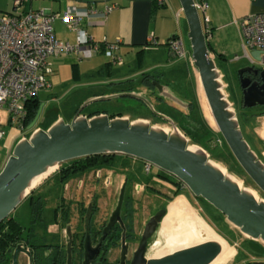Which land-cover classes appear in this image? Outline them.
Returning <instances> with one entry per match:
<instances>
[{
  "label": "water",
  "instance_id": "95a60500",
  "mask_svg": "<svg viewBox=\"0 0 264 264\" xmlns=\"http://www.w3.org/2000/svg\"><path fill=\"white\" fill-rule=\"evenodd\" d=\"M178 2L181 4V12L188 28L186 36L190 41L191 62L199 77V84L216 124V130L223 137L224 143L239 163L241 170L264 195V162L249 147L242 135L235 111L230 107L231 103L227 100L222 88L224 85L222 76L208 50V41L204 35L202 20L196 4L194 0H178ZM251 69L247 66L237 70L239 86L242 89L243 107L264 103V99H261L264 95V69L253 70L254 74L259 70L258 74L262 81L259 85L256 82H250L249 78H242V72ZM155 87L159 92L162 91L159 84L156 83ZM115 97H132L140 100L141 103L146 104L153 115L169 124L171 129L165 130L143 119L130 121L127 117H109L104 113L90 117L81 116V109L88 104V101H84L68 123L59 118L48 128L36 129L30 136L21 138L14 146L0 172V223L9 218L13 211L34 191L35 188L29 190L33 179L48 172L50 167H57L67 160L89 155L120 153L154 165L156 170L174 176L193 197H200L209 202L240 233L264 244V199L253 196L248 188H242L235 177L236 181L230 177L231 174L222 173L217 168L218 164L208 157L204 149L189 143V139L179 131L171 119L156 112L152 103L146 98L134 92H123ZM109 98L102 97L98 100ZM189 144L193 145L192 150L188 148ZM124 184L123 182L119 188L116 205L101 231L99 242L94 246L91 245L87 231L81 264H91L98 254L99 245L106 231L111 229V225L115 222L122 228L120 255L116 264H209L221 252L219 243L206 240L160 257L149 256L147 258L145 256L147 242L153 237L155 229L160 228L161 219L166 214L165 205V208L156 211L143 224L140 240L131 254L129 263H126L125 227L122 225L119 213L123 204V194H125ZM89 207L91 205L87 207V227L90 219ZM67 231L69 232L68 227ZM69 244L70 242L66 244L68 252L66 264H69ZM22 251L30 254V251L22 244H18L13 253V264H19V255ZM251 264H262V262Z\"/></svg>",
  "mask_w": 264,
  "mask_h": 264
},
{
  "label": "crops",
  "instance_id": "0c3cea01",
  "mask_svg": "<svg viewBox=\"0 0 264 264\" xmlns=\"http://www.w3.org/2000/svg\"><path fill=\"white\" fill-rule=\"evenodd\" d=\"M194 2L207 4L206 9L208 13L206 15L204 13L206 9H204L203 15L208 17V21L205 27L202 23L203 18H201V24L205 31L209 30L208 36L213 28L219 29L224 26H230L233 27L232 32L237 34L241 43L242 38L239 34V26L233 21L240 19L248 13L258 12L264 7V0H194ZM12 5L13 7L10 11H4L3 2L0 1V11H16L17 13L24 14L29 9L37 10L42 8L47 12L54 13L63 12L67 8L72 10L75 9L81 17L79 27L88 33L93 41L102 45L97 51L91 52L88 57H83L80 53L68 52L71 55L67 56L66 54L68 53L62 54L66 56H62V60L58 62L59 65L62 64V67L60 66L62 69H65L63 66L69 63L72 79L77 82L81 81V84L85 85L83 86L85 96L81 98V100H78V103L81 101H88V104H91L95 101H100L98 99L102 97H110L109 99L117 98L115 97L117 94L132 92L131 84L137 80L135 84L141 83L140 87L147 88L148 93L146 94V99L152 103L153 109L169 117L180 132L182 131V127L190 129V124L196 125V122L198 124L201 122V115L199 117H191L189 115L190 108L193 105L192 101H183V99L176 97L172 91L167 90V87L171 85L170 83H176L172 77L177 70L184 69V71L188 72L189 68H191L190 62L192 55L190 53V41H188L186 36L188 28L185 23V18L181 16L182 9L178 0H163L162 4H158L157 0H24L16 9L14 8L13 0ZM107 6L111 7V10L101 15V12L104 11ZM90 7L94 8L97 13H90L86 16L84 13ZM53 22V34H55L56 39L73 44L76 34L68 29L66 26L67 24L60 18L54 19ZM173 35L178 36L182 41L185 57L175 58L170 53L167 47V40ZM103 42H115L118 44V47L112 52H109L104 49ZM207 46L215 61L218 53L215 52L209 41ZM112 54L118 56L121 60L119 62L113 60ZM51 56L54 58L60 55ZM220 56L223 57L224 55L221 54ZM51 71L54 72V69L51 68ZM189 74H192L196 80L195 86L198 93L197 96L201 102L200 107L203 113V102L201 101L200 95L201 89H199L200 81L199 77H197L196 69H193L192 73L189 71ZM162 79H164V82H162ZM156 83L161 87V92L156 89ZM48 87H50V83ZM138 91L140 90L138 89ZM134 93L143 96L142 91ZM40 100L38 95L40 110L37 113L36 119L31 124L27 125L28 136L36 129L48 128L59 119L57 116H51L49 118L45 116V118L42 119L43 117L40 115L42 108ZM138 101L139 103L141 102L140 100ZM77 104L74 105L73 109L68 113L70 119L68 121L64 120L65 122L68 123L76 111H78L79 108H77ZM88 104L80 111L81 116L90 117L95 114L104 113L109 117H127L130 121L143 119L149 123L159 121L167 124L163 119L147 111L148 108L142 103L140 104L145 107L144 109L146 111H141V114L135 117L128 116L129 114L122 111L110 112L108 108L102 107L105 105H98L96 108H88ZM0 117L3 130L5 124L12 125L9 123V115L6 110H0ZM154 117L157 119H152ZM203 118L206 120L205 113ZM256 118L259 117L255 116L254 119L257 120ZM261 129H264V125L257 130L254 128L251 129L247 134L248 138H246L248 139L247 143L249 147L255 151L256 155H261L260 153L263 150L262 138H264V136H259V130ZM12 151L13 146L7 149L4 157H0L1 164L6 163ZM228 224L230 225L229 233L232 234V238L227 245L234 247V251L233 256H231L232 258L225 264L234 263L238 250L236 245L237 239H242L247 245L262 244L264 246L260 241L252 240L244 236L238 229L233 227V225L231 226L229 222ZM257 261L263 262V258ZM257 261L255 260L253 262ZM248 263L249 262H246L244 264Z\"/></svg>",
  "mask_w": 264,
  "mask_h": 264
},
{
  "label": "rangeland",
  "instance_id": "374dc122",
  "mask_svg": "<svg viewBox=\"0 0 264 264\" xmlns=\"http://www.w3.org/2000/svg\"><path fill=\"white\" fill-rule=\"evenodd\" d=\"M0 1L3 2L4 11H10L12 9L13 0H0ZM204 13L207 15L208 13L207 9L204 11ZM181 16L183 15L181 14ZM199 16L201 18H204L203 13L201 11H199ZM232 29L233 27L230 26H224L223 28H219V29L213 28L211 29V33L206 40L210 42L212 48H214L215 52L218 53L214 63L216 64L217 68H219L217 70L220 71L221 76H223L222 82L223 84L224 83L225 84L223 85L222 88L225 92L227 100H229L231 103L230 107L232 108L233 111H235L236 119L239 123L240 130L242 132V135H244V138L246 139L248 138L247 134L250 132L251 129L254 128L255 130H257L258 128H261L262 125H264V114L258 115L259 118H256L257 120H255L254 119L255 116H251V115L261 113L260 109L262 108V106H258V105L252 107L242 106V99H241L242 90L241 87L239 86V82H238L239 78L237 75V70L247 66L250 67L254 66L256 68L264 69V62H261V56L263 57L264 60V51L256 48L247 49L249 53V58L253 61V64L249 62L245 57H243V52L242 50H240L241 40L240 38H238L235 32H232ZM221 54H223L224 56L221 57L220 56ZM66 55L70 56L71 54L68 53ZM66 55L60 54V56L58 57L56 56L54 58L53 56L47 57V59L52 63V64L50 63V65L51 68L54 69V72L53 74L49 75L50 87H44L38 93L39 98L41 99L40 103L42 108L40 115L41 117H43L42 119H44L45 116L47 118L51 116H57V118L68 121L70 119L68 117V113L73 109L74 105L78 103V100H81V98H84L85 96V93L83 92L84 91L83 86L85 85H82L81 81L77 82L72 79L71 77L72 73L70 70L69 63L63 66L65 67V69L60 68V66L62 67V64L59 65L58 62L62 60L61 58L62 56H66ZM190 65L192 69L189 68L188 72L184 71V69L183 70L179 69L176 71L175 74H173L172 78L173 80H175L176 83L174 84L170 83L171 85L167 87V90L172 91L176 97L183 99V101L193 102V105L191 106L189 112V115L191 117H199L201 115L202 117L201 120L203 121V115L205 113L206 120L209 123V125L216 127V124L214 123L213 120V116L208 109L207 101H205V98L203 96V91L199 84V89H201V94H200L201 101L203 102V106H202L203 113L201 111V107H200L201 102L199 101V98L197 96L198 93L195 86L196 80L192 74L191 75L189 74V71L192 73V70L195 68L194 65H192V62H190ZM136 82L137 80L131 84L132 87L131 90H133L132 92L142 91L143 97L147 98L146 95L148 93L147 88L140 87L141 83L135 84ZM162 82H164V79H162ZM138 89L140 91H138ZM83 102L84 101L78 103L77 108H79ZM140 103L138 99L136 100L135 98L132 97H117L109 100L95 101L91 104H88V108H96L98 105L99 106L105 105L102 107L108 108L110 112L122 111L129 114L128 116L135 117L137 115H140L141 111L145 110L144 109L145 107L142 104L144 105L146 104L143 102L142 104ZM147 111L149 110L147 109ZM152 119H157V118L154 117ZM150 124L154 126L163 127L165 130L171 129V126H169L168 124H164L159 121ZM4 130H5V135L2 139H0V157H4L6 155L7 149L10 148L11 146H13L14 149V146L22 138L23 135V131L18 126L15 125L5 124ZM260 135L264 136V129L259 130V136ZM262 140H263V145H262L263 150L260 153L261 155L258 154L257 156L259 159H261L264 162V138H262ZM208 144L210 148H212L215 152L217 151V149L222 147L220 138H214L212 141L210 140ZM191 147H193V145H191ZM210 154L208 153L207 155ZM128 158H129L130 168L121 175L119 173L115 174L114 176L111 175L112 182L109 186L104 187L101 184V182H98L96 184L94 180H91L89 178L87 183V190H88L87 200L89 199L90 195L97 196L96 203H97L98 216L94 220V226L95 224L96 225L98 224L101 218L106 216L105 213H108V211H110V209L113 206H115L116 195L118 194V186L125 177H128L129 180L127 182V187H130V183L133 181H139L140 183L143 181L145 182L150 181L149 184L153 188L157 189V191H159L158 193L159 197H157V195H155L153 192H151L148 189H146V193L141 192L139 190L138 192L135 191V193L133 194L134 201L136 202V206L138 208L136 212L137 213L136 218L134 219L135 233H138V231L141 230L142 221H144V219L147 218V212H146L147 207L149 205L154 204L152 205L150 210L156 208L157 205L160 204L159 202L162 200L163 198L162 196L164 195V193L170 196L171 192L175 190V187L172 184H169L168 181L163 180L157 176L154 177L151 176L156 170V167L154 165H152V169H150V171L146 173L144 172L145 168L143 167V164H141L140 160L137 159L133 161L131 159L132 158L131 156H129ZM211 160L216 162L220 167H222L227 174L228 173L231 174L233 176V177L231 176L233 179L235 177V179L238 180L239 184H241L242 188L243 187L250 188L249 190L253 191L255 196H257L259 199L261 198L264 199V196L259 194L256 188L254 189L253 186L244 184L240 179V177L236 176L231 172H228L225 169L224 167L225 165L222 162L215 161L213 159ZM51 174L47 175L44 179H42V182L37 187H35L34 190L39 191L41 189L40 185L44 182H47L51 178ZM182 187H183L182 192L174 195L172 197V200L168 202V204L166 205V210H168L169 204L172 201H174L176 198L184 200L185 202L184 204L186 205V207L189 210H192V212L196 214L195 216L197 218H200L202 222H204L214 232L217 238L220 241H223L225 245H227V243L231 241L232 234L229 233L230 225L224 219L222 213L219 212L217 209L213 208L209 204V202H206V200H204L203 198L193 197V195L185 186ZM65 195L66 197H70V198L73 196L71 191H66ZM153 198L157 201L154 202V200H152ZM49 205L52 207V204L47 203L48 207ZM12 216L22 221L25 226H30V215L28 209L24 207L23 203L20 204L13 211ZM160 228H161V224H160ZM160 228H158L156 233L152 235L153 237L150 238L151 240L148 243V246L146 248L147 251L145 254L147 258L149 256L160 257L161 255L172 252L171 248H169V246L166 243V239L163 236L159 235ZM49 229H51V231H57L56 226H50ZM60 237L61 240L65 243L66 240L64 237V230L62 231V233H60ZM236 245L238 250L233 264H244L246 262L250 263L255 260L257 261L258 259L261 258H263L264 261V246L262 244L247 245L246 243H244L242 239H237ZM227 246L229 248H234L231 245H227ZM133 247L134 245L129 247L130 251L132 250ZM118 254H119V250L117 248H113L112 250H110L109 255L107 256L108 262H113Z\"/></svg>",
  "mask_w": 264,
  "mask_h": 264
},
{
  "label": "built area",
  "instance_id": "2783aa9c",
  "mask_svg": "<svg viewBox=\"0 0 264 264\" xmlns=\"http://www.w3.org/2000/svg\"><path fill=\"white\" fill-rule=\"evenodd\" d=\"M23 1L14 0V8H18ZM157 3L162 4L163 0H157ZM195 4L198 12L203 13L207 8L206 3ZM109 10L111 7H105L101 15ZM90 13H97V11L90 7L84 14L87 16ZM56 18L64 21L68 29L76 34L73 44L56 39L52 28ZM80 18L78 12L70 8L60 13L47 12L42 8L29 9L24 14L16 11H0V110H6L9 123L18 126L23 131L22 138L28 137L25 123L28 115L27 101L32 97H38V92L49 86L48 76L53 71H51L47 57L68 52L80 53L83 57H88L91 52L97 51L102 46L93 41L91 36L79 27ZM207 21L208 17L204 16L202 23L205 25ZM233 22L239 26L243 57L253 64L247 49L256 48L264 51V7L258 12L248 13ZM204 32L207 39L209 30H204ZM167 41V47L173 57H185L183 43L178 36L173 35ZM102 44L109 52L118 47L115 42H103ZM112 56L117 62L121 60L114 54ZM261 62H264L262 56ZM1 126L0 117V139L5 134ZM143 164L144 172H148L151 165L146 162ZM4 165L5 163H0V172Z\"/></svg>",
  "mask_w": 264,
  "mask_h": 264
},
{
  "label": "trees",
  "instance_id": "16d2710c",
  "mask_svg": "<svg viewBox=\"0 0 264 264\" xmlns=\"http://www.w3.org/2000/svg\"><path fill=\"white\" fill-rule=\"evenodd\" d=\"M26 108L28 115L25 123L27 126L36 119L37 113L40 110L38 97H32V99L28 100L26 103ZM263 114L264 111L259 114H253L251 116H258ZM195 124L196 125L190 124V129H188L187 127L181 128V132L183 133V135L189 138V142L191 144L200 146L201 148L205 149L209 154L211 153L210 155H208L211 159L222 162L228 172H231L236 176L240 177L244 184L251 185L254 187V189L256 188L257 190L258 188L254 186V184L249 180L246 173L241 170L239 163L232 156L230 149L227 148L226 144L224 143L225 141L223 137L220 136L219 132L216 130V127L209 125L207 123V120H205L204 118L203 121L201 120V122H199V124L197 122ZM214 138H220L222 143V147L217 149L216 152L212 148H210L208 144V142H210V140L212 141ZM128 157V155L120 153H106L89 155L60 163L58 165L59 168H57V170L51 174L49 182H53V184H48L45 191H32L31 194L27 197V199L23 201V205L25 208L28 209L30 215V226H25L22 221L16 219L12 215L0 223V264H11V253L13 249L18 244L23 243V241H25V244L27 246L29 245L33 247L39 259L42 257L43 254L40 251L41 247L53 248L55 244H53V242L49 240L52 237L58 238L59 234L54 235L50 233L48 225L51 223L59 222L60 228L63 229L62 227L67 223L68 218L66 216V213L64 212H61L60 216L57 215V209L54 206L51 207L50 205L48 207L47 203H49V200L53 201L61 197V186L68 180L69 177H72L73 175L77 174L81 175V173L89 172L97 168L114 170L113 172L117 173L118 171L129 168L130 164ZM131 159L137 160L134 158ZM141 162L142 164L144 163L143 161ZM151 176H157L163 180H166L169 182V184H172L175 187V190L171 192L170 196L166 195L163 207L172 200V197L174 195L182 192L183 185L173 176L168 175L167 173L161 170H157V173H153ZM134 182L137 181L131 182L130 186H132ZM145 183L149 184L150 181H146ZM146 188H148V190H150L154 194L158 195L159 193V191L151 187V185H146ZM96 199L97 196L94 195L93 201H95ZM132 205L133 201L129 193L123 194L122 207H125L124 212L127 213L126 223L130 225V229H132L133 226L131 225V221L134 216L130 208ZM117 235V232H115L111 237L117 238ZM45 242H47L48 245L43 246V243ZM58 244H56L55 246L60 249V257H58V264H64L65 252L63 251V245ZM109 246H106V249L104 248L105 253L102 257L103 264H109L108 261H106V255L108 251L107 248H109Z\"/></svg>",
  "mask_w": 264,
  "mask_h": 264
},
{
  "label": "flooded vegetation",
  "instance_id": "af4514ba",
  "mask_svg": "<svg viewBox=\"0 0 264 264\" xmlns=\"http://www.w3.org/2000/svg\"><path fill=\"white\" fill-rule=\"evenodd\" d=\"M251 70H246L244 72H242V78H249L250 82H256L257 85L261 84V78L259 77L258 71L257 73L254 74L253 70L254 69H260V68H256L254 66L251 67ZM242 90V89H241ZM261 99H264V95L261 96ZM262 106V108L260 109L261 112L264 111V103L263 104H256L255 106ZM82 111V109H81ZM59 168V167H58ZM129 168L125 169V170H121L118 171L117 173H119L120 175L123 174L125 171H127ZM150 169H152V165L150 166V168L148 169V171H150ZM114 170H108L105 168H97L94 169L92 171L89 172H84L81 173V175H73L72 177H69L68 180L62 184L61 186V197L57 198L53 201L49 200V203L52 204V206H54L57 210L56 212H58L57 215H61V212L66 213V216L68 218L67 223L62 227L63 229L60 228V223H51L48 225V229L50 226H56L57 231H51V229H49V232L54 234V235H58V238H50L49 241L53 242V244H55L53 246V248H45V247H41L40 251L42 254V257L39 259V257L37 256V253H35V250L33 249L32 246H27L25 244V241H23L22 246L24 248H26L27 250L30 251V254L22 251L20 252L19 255V264H58V257H60V252H59V248L55 247L56 244L60 243L63 245V251L65 252V256H64V264H66L67 261V256H68V252L66 250V244H69V252H70V256H69V264H81L82 260H83V256H84V251H83V244L85 242V235H87V231L89 234V238L91 239V245L94 246L95 244H97L99 242V237L101 236V231H103L107 220L109 219L110 216V212L113 210V207L110 209V211H108V213H105V217L101 218L98 222V224L94 226V220L97 218L98 216V211H97V203L96 200L93 201V196L94 195H90L89 199L87 200V195H88V190H87V183L89 178L91 180H94L95 183L97 184L98 182H101V184L104 187H107L111 184L112 179H111V175H115L117 173L113 172ZM123 172V173H121ZM159 172V171H158ZM148 173V172H146ZM154 173H157V171L155 170ZM126 179V180H125ZM50 179L47 182L42 183L41 189L39 191H35V192H42L45 191V189L47 188L48 184L52 185L53 182H49ZM53 181V180H52ZM128 177L123 178V180L121 181V183L118 186V194L120 191V187L121 184L124 182V189H125V194L129 193L130 197L132 198L133 201V205L130 207L132 213L134 214L132 221H131V225L132 229H130V225H128V223H126V218H127V213L124 212L125 211V207L120 208V216H121V221H122V225H124L125 230H124V238H125V243L127 245V252L125 254V262L129 263V259L131 258V254H133L134 249L136 248V244L137 242H139L140 240V234L141 231L143 230L144 227V223L147 221V219L149 217H151L153 214L156 213V211L158 212L160 209H163L165 207L162 206L163 202L165 201V197H166V193H164V195L162 196V200L159 202L160 204L157 205L156 208H153L152 210L151 207L152 205H149L147 207V218L144 219V221H142V228L141 230L138 231V233L134 232V219L136 218L137 215V206H136V202L134 201L133 198V194L136 192H138L139 190L141 192H145L146 193V185L150 186V184H146L145 182H134L132 186L127 187V182H128ZM152 187V186H151ZM66 191H71L73 196L70 197H66L65 192ZM258 191V190H257ZM259 193V191H258ZM260 194V193H259ZM157 195V194H155ZM159 195V194H158ZM157 195V197H159ZM117 198V195H116ZM27 199V198H26ZM155 201L154 198L152 199ZM116 201V200H115ZM117 202V201H116ZM153 202V203H154ZM91 205V207L88 208L89 210V215H90V219L88 220V227H87V219H88V215H87V207ZM116 205V203H115ZM67 227L69 228V232L67 231ZM87 227V229H86ZM159 228V227H158ZM157 228V229H158ZM157 229H155V232L153 234L156 233ZM64 230V237H65V243L61 240L60 237V233H62V231ZM122 231L121 226H119V224L117 222H115L113 225H111V229H109L108 231H106V234L103 237L102 242L99 245V249H98V254L94 257V259L91 261V264H103V255L105 253L104 248L106 249V246H109V248H107V255H106V261L107 260V256L109 255L110 250H112L113 248H117L119 250V245L121 243V238H120V233ZM115 232H117V238L115 237H111ZM150 239L147 242V246L149 243ZM58 244V245H60ZM48 245L47 242L43 243V246ZM134 245V247L132 248V250L130 251V246ZM16 248V247H15ZM13 249L12 253H11V264H13V253L14 250ZM120 255V250H119V254L117 255V257L114 259L113 262H108L109 264H116L118 263V257Z\"/></svg>",
  "mask_w": 264,
  "mask_h": 264
},
{
  "label": "bare ground",
  "instance_id": "6f19581e",
  "mask_svg": "<svg viewBox=\"0 0 264 264\" xmlns=\"http://www.w3.org/2000/svg\"><path fill=\"white\" fill-rule=\"evenodd\" d=\"M188 148L192 150L194 147H191L189 144ZM217 168H219L225 175H228L219 165H217ZM56 169V166L50 167L48 172L36 176L33 179V183L29 190L37 187L42 182V179L54 172ZM249 191L253 196H255L253 191ZM184 203V200L176 198L169 204L168 210H166V214L160 222L161 228L159 235L166 239V243L169 248H171L172 252L186 246L196 245V243H200L202 241H216L219 243V246H221V252H219L209 264L227 263V261L232 258L231 256H233L234 248H229L223 241H220L214 232L204 222H202L200 218H197L195 216L196 214H194L192 210H189Z\"/></svg>",
  "mask_w": 264,
  "mask_h": 264
}]
</instances>
